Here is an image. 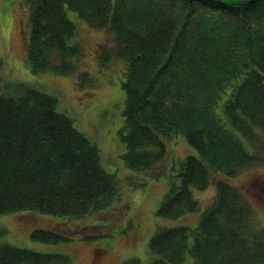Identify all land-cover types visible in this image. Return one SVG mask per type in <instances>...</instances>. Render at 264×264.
<instances>
[{
	"label": "trees",
	"instance_id": "1",
	"mask_svg": "<svg viewBox=\"0 0 264 264\" xmlns=\"http://www.w3.org/2000/svg\"><path fill=\"white\" fill-rule=\"evenodd\" d=\"M24 51L33 72L75 71L82 53L76 24L106 29L109 52L125 62L123 159L150 179L172 176L163 138L182 135L196 151L177 166L156 213L176 218L199 208L190 186L215 183V198L194 227H162L149 239L148 264H264V230L247 198L228 179L264 165V0H23ZM1 63V60H0ZM80 77L81 74L79 75ZM57 98L25 82L0 93V213L21 210L82 216L120 195L98 147L56 110ZM246 141L249 147L245 148ZM221 176H214L217 173ZM133 188L146 180L127 177ZM34 240L69 239L34 228ZM95 236V235H94ZM91 236V237H94ZM85 236L84 238H89ZM0 264H72L63 252L0 244ZM120 264H142L129 257Z\"/></svg>",
	"mask_w": 264,
	"mask_h": 264
},
{
	"label": "rangeland",
	"instance_id": "2",
	"mask_svg": "<svg viewBox=\"0 0 264 264\" xmlns=\"http://www.w3.org/2000/svg\"><path fill=\"white\" fill-rule=\"evenodd\" d=\"M66 13L77 28L72 42L82 48L75 60V71L66 75L49 71L35 73L24 51L29 32L27 8L23 0H0V93L7 82H25L54 95L56 110L72 119L74 127L95 143L104 170L118 177L120 195L104 208L78 217L27 210L0 213V244L37 252H63L70 256L72 264H120L129 257L148 264L154 257L148 246L151 236L162 227L196 226L200 214L215 198V183L210 182L205 189L190 186L199 203L196 211L176 218L156 213L170 179L179 181L175 170L179 161L188 154L196 155V151L182 135L163 138L168 151L166 165L172 176L150 179L143 171L126 166L123 159L126 148L121 138L125 62L112 54L105 64L100 63L99 51L109 52L112 47L111 34L88 25L69 9ZM243 142L245 148L249 147ZM130 175L137 182L145 178V185L133 188L127 179ZM221 175L218 172L212 178ZM228 180L249 201L255 226L264 230V165L242 168ZM34 228L57 229L69 239L58 243L34 240L30 236ZM179 264L195 263L186 256Z\"/></svg>",
	"mask_w": 264,
	"mask_h": 264
}]
</instances>
